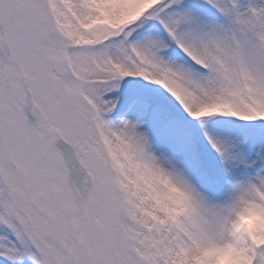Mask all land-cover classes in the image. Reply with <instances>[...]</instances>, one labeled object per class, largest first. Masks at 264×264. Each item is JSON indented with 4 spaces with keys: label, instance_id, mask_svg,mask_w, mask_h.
I'll return each instance as SVG.
<instances>
[{
    "label": "snow or ice",
    "instance_id": "obj_1",
    "mask_svg": "<svg viewBox=\"0 0 264 264\" xmlns=\"http://www.w3.org/2000/svg\"><path fill=\"white\" fill-rule=\"evenodd\" d=\"M264 264V0H0V264Z\"/></svg>",
    "mask_w": 264,
    "mask_h": 264
},
{
    "label": "clouds",
    "instance_id": "obj_2",
    "mask_svg": "<svg viewBox=\"0 0 264 264\" xmlns=\"http://www.w3.org/2000/svg\"><path fill=\"white\" fill-rule=\"evenodd\" d=\"M220 264H228V256L227 254H225L222 258H221V262Z\"/></svg>",
    "mask_w": 264,
    "mask_h": 264
}]
</instances>
